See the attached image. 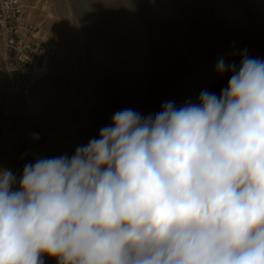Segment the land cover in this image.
Masks as SVG:
<instances>
[{"label":"clouds","instance_id":"1","mask_svg":"<svg viewBox=\"0 0 264 264\" xmlns=\"http://www.w3.org/2000/svg\"><path fill=\"white\" fill-rule=\"evenodd\" d=\"M220 95L117 111L75 153L0 170V264H264V60Z\"/></svg>","mask_w":264,"mask_h":264},{"label":"rangeland","instance_id":"2","mask_svg":"<svg viewBox=\"0 0 264 264\" xmlns=\"http://www.w3.org/2000/svg\"><path fill=\"white\" fill-rule=\"evenodd\" d=\"M24 1L60 46L26 95L0 78V170L18 180L25 164L98 139L117 111L154 117L166 102L219 96L231 75L217 72L221 58L238 66L246 49L264 60V0Z\"/></svg>","mask_w":264,"mask_h":264},{"label":"built area","instance_id":"3","mask_svg":"<svg viewBox=\"0 0 264 264\" xmlns=\"http://www.w3.org/2000/svg\"><path fill=\"white\" fill-rule=\"evenodd\" d=\"M59 46L24 0H0V78L14 93L30 92L49 72Z\"/></svg>","mask_w":264,"mask_h":264},{"label":"bare ground","instance_id":"4","mask_svg":"<svg viewBox=\"0 0 264 264\" xmlns=\"http://www.w3.org/2000/svg\"><path fill=\"white\" fill-rule=\"evenodd\" d=\"M33 8L35 9L36 7H33ZM43 8H44V7H43ZM31 9H32V8H31ZM49 14H50V16H51V13H49ZM44 76H45V75H44ZM44 76H43V77H44Z\"/></svg>","mask_w":264,"mask_h":264}]
</instances>
